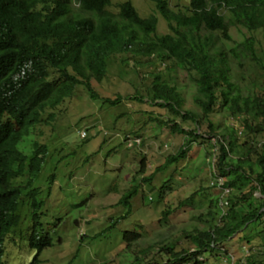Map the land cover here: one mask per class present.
I'll return each mask as SVG.
<instances>
[{
  "label": "trees",
  "instance_id": "16d2710c",
  "mask_svg": "<svg viewBox=\"0 0 264 264\" xmlns=\"http://www.w3.org/2000/svg\"><path fill=\"white\" fill-rule=\"evenodd\" d=\"M151 1L167 22L169 33L156 35V17L141 18L129 1L119 4L118 14L114 15L108 11L110 0H0V259L6 236L21 225L27 207V239L35 249L27 264H37L41 250L51 245L49 236L40 233L38 219L44 202L39 198L40 189L33 185L44 163L45 147L33 142L31 152L25 154L20 143L35 127L55 120L52 111L73 95L76 86L83 85L96 98L91 81H102L108 58L121 54L143 57L153 66L169 61L193 80L192 103L199 114L183 109L174 80L159 81L161 73L151 72V102H158L157 106L182 122L195 124L186 131L174 119L166 120L164 124L172 132L200 138L197 131L206 123V135L212 141L216 134L209 117L216 108H225L229 118L241 120L238 135L229 129L214 142L219 153L212 178L222 179L227 193L212 204L216 206L221 200L223 204L218 211L206 213L210 217L204 220L206 228L184 234L192 250L175 251L173 245L162 249L170 256L165 264H206L204 256L216 257L238 234L240 242L249 243L244 233L254 224L264 235V139H258L264 136V49L254 48L252 36L228 52L215 43L216 36L229 41V27L237 25L249 32L260 31L264 43V0H189L187 13L170 11L165 0ZM74 2L77 9L72 6ZM224 10L227 19L221 12ZM228 54L237 61L248 60L250 66L261 71V82L253 80L244 96L236 86L237 77L231 74ZM156 61L159 64H154ZM166 70L170 72L172 67L166 66ZM125 140L130 143L128 148L140 144L135 145L134 138ZM187 150L181 146L140 182L151 186L153 176L176 164ZM144 171L142 158L139 176ZM211 186L216 187L214 183ZM137 190L132 186L116 204L130 206ZM158 193L161 197L160 189ZM162 214L165 217L169 212ZM139 236L125 232V248L129 249ZM134 263L140 264L141 259L137 256ZM234 264H264V239L255 252Z\"/></svg>",
  "mask_w": 264,
  "mask_h": 264
},
{
  "label": "rangeland",
  "instance_id": "374dc122",
  "mask_svg": "<svg viewBox=\"0 0 264 264\" xmlns=\"http://www.w3.org/2000/svg\"><path fill=\"white\" fill-rule=\"evenodd\" d=\"M126 1L141 18L156 17V35L169 33L167 22L151 0H110L108 11L117 15L118 5ZM165 1L174 13H185L189 4V0ZM72 6L78 8L75 2ZM221 12L227 19L226 10ZM229 35V41L216 36V45L225 52L250 36L254 37L256 50L264 49L260 31L249 32L237 25L229 27ZM107 62L106 76L90 84L96 98L83 85L76 86L73 95L52 111L55 120L35 127L19 145L25 154L31 152L33 142L45 147L44 163L33 185L40 189L39 198L44 202L38 219L42 226L40 233L49 236L51 245L41 250L37 264H136L137 256L140 264H165L170 256L164 255L162 249L173 245L175 251L192 250L184 234L206 228L204 220L210 218L206 213L218 211L223 204L222 200L216 206L212 204L221 195L218 180L211 173H216L219 153L214 142L229 129L238 135L241 120L229 118L225 108H216L209 117L216 134L212 141L206 135V123L197 131L202 135L200 138L174 133L170 126H165L166 120L174 119L186 131L195 124L182 122L166 108L157 106L158 102H151L154 87L151 72L161 73L159 81L174 80L183 109L199 114L192 103L195 85L191 77L169 61L153 66L133 54L111 56ZM166 66L172 70L167 72ZM230 71L238 79L236 86L242 96L248 93L253 80L261 82V71L250 66L248 60L237 61L230 56ZM162 99L166 97L162 95ZM83 132L85 137L81 138ZM126 137L134 140L136 137L140 144L128 148ZM258 139L263 141L264 136ZM181 146L188 149L185 157L156 173L151 186L140 182L141 177L152 175ZM142 158L145 171L139 176ZM51 174L54 178L49 183ZM213 183L215 188L211 186ZM132 186L138 190L130 199V206L116 204ZM25 211L21 225L6 236L1 264H27L35 255L27 239L29 208ZM164 211L169 212L165 217ZM260 231L261 227L254 224L244 233L249 243L240 242L238 234L224 246L232 263L256 251L264 239ZM125 232L140 235L129 249L125 248ZM204 258L206 264H222L225 256ZM226 264H231V260Z\"/></svg>",
  "mask_w": 264,
  "mask_h": 264
},
{
  "label": "bare ground",
  "instance_id": "6f19581e",
  "mask_svg": "<svg viewBox=\"0 0 264 264\" xmlns=\"http://www.w3.org/2000/svg\"><path fill=\"white\" fill-rule=\"evenodd\" d=\"M216 180H218V183H216V185L219 187V189L221 190V195H224V194H226L227 193V189H225V188H223V186H222V181H219L220 179H216ZM218 255H221V256H229L230 257V259H231V264H234V263H232L233 262V260H232V257H231V255L227 252V251H225L224 249H220V252L218 253ZM223 259V258H222ZM222 264H225L224 262H222Z\"/></svg>",
  "mask_w": 264,
  "mask_h": 264
},
{
  "label": "built area",
  "instance_id": "2783aa9c",
  "mask_svg": "<svg viewBox=\"0 0 264 264\" xmlns=\"http://www.w3.org/2000/svg\"><path fill=\"white\" fill-rule=\"evenodd\" d=\"M83 137H85V132H83L82 135H81V138H83ZM135 141H136V142H135ZM134 144L137 145V144H139V142L135 139V140H134ZM126 145H127V147H129V146H130V143L127 142ZM229 260H231V259H230V257L228 256V258L225 257V259L223 260V262L226 264Z\"/></svg>",
  "mask_w": 264,
  "mask_h": 264
},
{
  "label": "clouds",
  "instance_id": "9594fccd",
  "mask_svg": "<svg viewBox=\"0 0 264 264\" xmlns=\"http://www.w3.org/2000/svg\"><path fill=\"white\" fill-rule=\"evenodd\" d=\"M226 258H228V257L226 256Z\"/></svg>",
  "mask_w": 264,
  "mask_h": 264
}]
</instances>
